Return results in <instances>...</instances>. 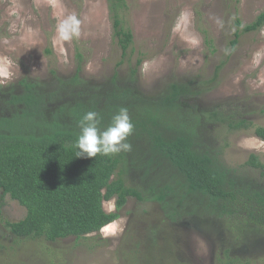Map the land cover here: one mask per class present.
<instances>
[{
	"label": "rangeland",
	"instance_id": "obj_1",
	"mask_svg": "<svg viewBox=\"0 0 264 264\" xmlns=\"http://www.w3.org/2000/svg\"><path fill=\"white\" fill-rule=\"evenodd\" d=\"M126 2L125 25L134 35L127 60L114 37L107 0H0V57L12 61L11 76H0V115H10L6 103L23 94L26 80L47 95L58 91L47 112L64 124L73 122L71 107L103 105L116 87L160 102L173 85H184L191 94L182 99L183 107L201 118L198 143L220 152L223 163L237 170L240 188L263 189L259 171L246 163L253 154L264 162V141L253 130L233 132L229 124L244 120L264 127V29L243 35L234 52L230 47L235 18L253 23L264 12V0ZM70 17L79 21V35L61 40L58 28ZM65 85L73 92L60 88ZM137 134L128 138L130 150L121 152L127 186L144 195L152 186H175L178 174L153 157L148 138ZM176 191L185 193L181 185ZM3 202L0 264H264V224L244 215L201 219L184 209L173 221L166 205L129 198L119 219L100 232L50 243L15 238L6 224L24 219L27 211L9 196ZM104 208L117 212L116 201Z\"/></svg>",
	"mask_w": 264,
	"mask_h": 264
},
{
	"label": "trees",
	"instance_id": "obj_2",
	"mask_svg": "<svg viewBox=\"0 0 264 264\" xmlns=\"http://www.w3.org/2000/svg\"><path fill=\"white\" fill-rule=\"evenodd\" d=\"M107 3L114 37L123 59L127 60L134 44L133 32L124 19L128 4L126 0H107ZM234 27L230 44L233 52L243 35L264 29V12L247 25L236 17ZM204 34L206 45L216 52L213 39ZM71 86L60 88L73 91ZM22 87L23 94L12 95L6 103L12 109L10 115H0V219L6 196L27 211L24 219L6 224L15 238L50 243L70 237L85 238L117 221L129 198L166 205L173 221L182 218L184 209H191L190 215L201 216V219L244 215L252 222L264 224V188H240L237 170L223 163L220 152L213 154L198 143L201 118L181 103L191 94L186 86L173 85L171 93L160 102L150 101L131 89L116 87L109 98L111 106L108 104L107 111L98 113V127L103 130L120 109H127L134 132L150 141L152 156L164 159L178 174L172 178L175 186L168 183L162 187L152 186L148 195L127 186L120 172V166L126 164L122 153L76 157L79 122L87 111L97 112L98 108L79 103L69 110L75 118L72 124H64L55 117L49 119L47 112L58 98V91L47 95L39 85L27 80ZM229 129L233 132L253 130L254 135L264 141V127H254L248 121L230 123ZM246 166L259 171L264 180V162L257 155H251ZM177 185H181L184 194L176 191ZM112 200L116 201L117 212L108 213L104 203ZM191 200L193 203H188ZM169 249L172 253L177 250L176 247ZM137 264L145 263L138 261Z\"/></svg>",
	"mask_w": 264,
	"mask_h": 264
},
{
	"label": "clouds",
	"instance_id": "obj_3",
	"mask_svg": "<svg viewBox=\"0 0 264 264\" xmlns=\"http://www.w3.org/2000/svg\"><path fill=\"white\" fill-rule=\"evenodd\" d=\"M78 29L79 21L75 17H70L59 26V39L70 40L73 36H78ZM11 65L12 61L8 57H0V76L10 77ZM99 123L97 112L87 111L83 115L75 144L78 149L76 157L95 158L97 155L110 156L130 150L131 145L127 141L134 132V124L127 109H120L103 130L98 127Z\"/></svg>",
	"mask_w": 264,
	"mask_h": 264
},
{
	"label": "flooded vegetation",
	"instance_id": "obj_4",
	"mask_svg": "<svg viewBox=\"0 0 264 264\" xmlns=\"http://www.w3.org/2000/svg\"><path fill=\"white\" fill-rule=\"evenodd\" d=\"M60 89V88H59ZM115 91H116V88H115ZM73 92V91H72ZM112 95V94H111ZM109 98H110V96L105 100V102L103 103V105H101V103L99 102V104L98 103H96L95 105H90L88 108H91V107H96V108H98V111H97V113H99V111L100 112H102V111H107L108 110V104H109ZM50 105H55V103H53V104H50ZM77 105V104H76ZM76 105H74L73 107H71V108H74ZM101 105V106H100ZM70 108V109H71ZM101 108V110H99ZM71 113V112H70ZM71 116H72V119H75L74 118V115H73V113H71ZM107 126V125H106ZM134 134H137L136 132H134L132 135H134ZM154 166V165H153ZM150 167V166H149Z\"/></svg>",
	"mask_w": 264,
	"mask_h": 264
}]
</instances>
